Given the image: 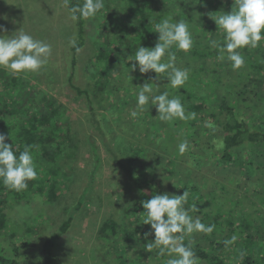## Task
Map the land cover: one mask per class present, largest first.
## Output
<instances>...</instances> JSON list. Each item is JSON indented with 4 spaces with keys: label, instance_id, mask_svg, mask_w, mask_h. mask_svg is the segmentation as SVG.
Returning <instances> with one entry per match:
<instances>
[{
    "label": "trees",
    "instance_id": "obj_1",
    "mask_svg": "<svg viewBox=\"0 0 264 264\" xmlns=\"http://www.w3.org/2000/svg\"><path fill=\"white\" fill-rule=\"evenodd\" d=\"M156 1L127 0L125 13L134 10L135 16L129 14V20H115L117 17L112 15L109 25L107 22L102 23L98 50L90 72L95 81V92L77 84L78 56L86 45L88 20L73 21L71 40L75 39L76 46L72 47L68 43L64 50L69 71L67 82L75 95L85 98L88 105V141L92 153L98 161L94 139L101 137L140 193V200L131 207L123 224L109 220L101 228V233L106 238L112 235L115 243L122 240L120 232L127 239L131 236L144 239L145 234L152 230L150 225L141 223V213L144 212L142 202L152 197L145 192L143 185L157 183L163 194L182 195L188 190L189 198L185 207L196 204L200 209L190 214L198 216L205 224H216L212 234L195 233L191 237L199 264H264V78L231 81L229 73L227 78L217 74L212 80L210 72L215 70L213 66L197 67L194 64L197 54L194 46L187 53L172 49L176 52V66L189 72V79L179 90L168 88V81L163 75L161 80L156 79L154 71L141 74L137 68L135 72L129 73L132 76L130 78L128 68L136 62L128 61L127 58L134 56L140 45L149 48L155 46L159 35L155 32V24L171 13V5L166 4L162 8L152 6ZM72 3L81 2L72 0ZM179 15L176 18L183 19ZM182 57L186 59V64H181ZM146 82L154 89L159 86L156 94L167 90L170 98L179 97L186 114L194 112L196 118L176 120L171 124L160 122L154 119L158 115L154 106H148L141 115L132 118L130 112L136 108L137 86ZM22 94L27 96L23 95L24 99L12 95L3 99L0 96V133L8 136L6 142L13 143L17 154L25 145L33 146L38 175L35 180L28 182L26 190L19 192L6 188L0 182V240L10 229V220L4 209L10 200L19 201L35 190L47 193L50 201L57 198V189L61 185L59 175L63 171L62 158L66 156L67 145L71 140L70 121L65 118L61 106L49 98L34 105L33 101L30 102V97L35 96L32 90ZM98 94L107 95V98L100 99ZM100 107L106 112H101ZM206 123L211 127H206ZM123 126L134 131L130 134L131 140L122 145L124 150L130 152L126 162L108 140V135ZM118 135L115 133L112 137L117 139L120 137ZM143 138L147 142H143ZM184 140L189 142V148L180 155L177 146ZM159 141L163 142L165 153L175 158L173 167L166 163L170 158L162 161L157 158L154 147ZM141 160L146 161L145 167L149 171L143 169ZM204 169L239 175L241 180L237 187L241 197L234 195L219 201V190L225 192L227 186L222 183L219 189L213 187L208 174H203ZM229 178L230 175L225 180L229 181ZM172 184L177 190L171 189ZM83 197L76 209L82 205ZM71 224L70 218L43 241L40 264H60L53 250L57 240L68 231ZM152 236L154 234L149 237ZM232 236L237 237L236 241L226 247L223 242ZM185 243H188L187 238ZM19 250L15 247L14 255L9 256L1 247L0 264H21Z\"/></svg>",
    "mask_w": 264,
    "mask_h": 264
},
{
    "label": "rangeland",
    "instance_id": "obj_2",
    "mask_svg": "<svg viewBox=\"0 0 264 264\" xmlns=\"http://www.w3.org/2000/svg\"><path fill=\"white\" fill-rule=\"evenodd\" d=\"M126 1L104 0L107 6L94 18L88 19L86 45L78 56L77 84L80 87L95 92V81L90 72L98 50L102 23L107 22L109 25L108 21L112 15L117 17L115 20L120 18L129 20V14L135 16L134 10L125 13ZM157 1L152 3L155 8L171 5L169 15L173 17L174 22L180 20L176 18L177 14L188 22L193 38V49L197 53L194 64L197 67L213 66L215 70L210 72L212 80L217 74L226 76L229 73L231 81H254L264 78V41L255 49L240 50L245 58V65L236 71L232 69L231 62L226 59L218 60L217 49L210 45L211 40L223 43V34L217 32L218 26L210 15H219L221 13L217 12L221 11L231 12L233 0ZM0 26H2L0 35L11 36L23 29L34 38L50 43L53 49L49 64L39 73L29 74L27 78L22 75L12 77L0 68V96L3 99L9 98L10 95L24 99L23 95L26 94L22 93L32 90L35 96L30 97V102L33 101L34 105L49 98L62 107L65 118L70 121L71 131L66 156L62 158L63 171L59 175L61 185L57 189V198L50 201L47 193L35 190L24 199L10 200L4 205L10 220V229L0 240V248L4 247L5 254L13 256L15 247H18L21 264H40L43 241L71 218L70 228L57 240L53 250L60 264H166L168 259L166 255L158 257L155 251L149 253L143 248V245L149 242L145 237L138 239L131 236L127 239L121 236L120 232L122 240L115 243L112 235L106 234V238L101 233V228L109 220L123 224V219L131 212V207L140 200V193L101 137L94 139L98 161L92 153L93 149L88 141L90 133L88 105L85 98L75 95L67 82L69 71L64 60V50L72 37L73 20L70 19L62 0H0ZM181 64H186L184 57L181 58ZM97 97L107 98V95L98 94ZM250 104L251 102L248 103ZM100 108L101 112L105 111L103 107ZM115 133L120 137L117 139L112 137ZM115 133L108 135V140L115 152H118L121 159L126 162L129 160L130 152L124 150L122 145L131 140L130 134L134 131L123 126L117 128ZM143 142H147L146 138H143ZM154 150L159 160L170 158L166 163L173 167L175 158L165 153L162 141L156 144ZM141 163L143 169L147 170L146 161L141 160ZM203 172L206 176L208 174L213 187L219 189L222 183L226 184L225 192L219 190L221 197L219 201L234 195L237 198L241 197L237 187L241 180L239 175L237 178L228 172L206 169ZM228 175L231 178L226 181ZM143 186L151 197L156 194L163 195L164 191L157 183L151 185L144 183ZM171 189L177 190L173 184ZM82 197L83 203L76 209ZM130 218L133 216L130 215ZM148 239L154 240L155 237Z\"/></svg>",
    "mask_w": 264,
    "mask_h": 264
},
{
    "label": "clouds",
    "instance_id": "obj_3",
    "mask_svg": "<svg viewBox=\"0 0 264 264\" xmlns=\"http://www.w3.org/2000/svg\"><path fill=\"white\" fill-rule=\"evenodd\" d=\"M62 4L73 21L94 18L105 7L104 0H83L76 4L72 0H62ZM217 13L221 14L210 17L218 26L217 32L223 34V43L211 40L210 45L217 49L218 60L226 59L231 62L234 71L239 70L245 65V58L240 50L255 49L264 41V0H233L231 12ZM155 32L159 35L154 47L140 45L135 55L127 58L128 61L136 62L128 68L127 74L132 78L129 73L135 72L137 68L141 74L154 71L157 74L156 79L161 80L163 75L168 81V88L179 90L189 79V72L176 66V52L172 49L185 53L191 50L193 38L189 24L183 19L174 22L173 17L168 15L155 24ZM69 45L75 47V39L70 40ZM52 52L50 43L34 38L23 29L11 36L0 35V68L12 77L22 75L27 78L29 74L39 73L49 64ZM137 87L139 90L136 94V108L130 112L132 118H137L148 106L156 108L158 115L154 119L160 122L171 124L176 120L188 121L196 118L194 112L186 114L181 99L170 98L169 91L156 94L159 86L154 89L148 82ZM205 126L211 127L207 123ZM7 139L8 136L0 133V182L10 190H26L28 182L35 180L38 175L33 146L25 145L17 154L13 143H7ZM188 148L187 140L177 146L180 155ZM188 196V190L182 195L156 194L142 202L144 212L141 213V223L150 225L152 230L145 234V239L153 234L155 237L154 241H149L143 248L149 253L155 251L158 257L166 255V264H199L191 237L195 233L210 235L216 229V224H205L198 216L190 214L199 212L200 209L196 204L185 207ZM186 238L188 243H185ZM236 239V236H232L223 243L227 247Z\"/></svg>",
    "mask_w": 264,
    "mask_h": 264
}]
</instances>
